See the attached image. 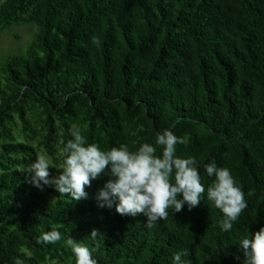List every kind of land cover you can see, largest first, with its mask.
<instances>
[{"label": "trees", "instance_id": "1", "mask_svg": "<svg viewBox=\"0 0 264 264\" xmlns=\"http://www.w3.org/2000/svg\"><path fill=\"white\" fill-rule=\"evenodd\" d=\"M23 25L32 40L0 67V264H76L68 238L97 264H172L182 250L191 264H238L239 241L264 227V0H0V34ZM74 124L102 151L155 146L165 129L183 137L201 205L149 228L99 207L108 177L79 201L38 189L27 170L44 155L58 176ZM213 160L245 193L229 232L206 199ZM54 230L62 239L43 242Z\"/></svg>", "mask_w": 264, "mask_h": 264}, {"label": "clouds", "instance_id": "2", "mask_svg": "<svg viewBox=\"0 0 264 264\" xmlns=\"http://www.w3.org/2000/svg\"><path fill=\"white\" fill-rule=\"evenodd\" d=\"M71 139L63 148L65 155L63 171L50 177V162L44 155L38 156L30 165L28 177L38 189L54 187L56 191L70 196L74 201L87 198L86 187L101 177H108L97 195L99 207L111 209L122 216L146 217V226L151 228L161 219L167 218L169 209L179 213L187 205L188 210L201 205L205 187L201 182L198 161L195 157L177 155V145L184 144L183 137L165 129L157 133L155 146L143 143L138 150L130 151L126 144L102 151L99 145L89 143L79 125H72ZM162 148L160 156L157 147ZM214 181L207 187L206 199L223 214L219 226L229 232L247 208L242 186L227 167H218L213 160L204 165ZM100 234L93 230L89 239ZM62 239L59 231L45 234L43 242L54 244ZM67 245L75 257L76 264H97L94 249L81 241L67 239ZM242 259L238 264H264V227L248 233L239 241ZM187 250L176 252L172 264H191L186 259Z\"/></svg>", "mask_w": 264, "mask_h": 264}, {"label": "rangeland", "instance_id": "3", "mask_svg": "<svg viewBox=\"0 0 264 264\" xmlns=\"http://www.w3.org/2000/svg\"><path fill=\"white\" fill-rule=\"evenodd\" d=\"M35 28L32 25L13 27L0 34V67L9 55L24 54L33 38Z\"/></svg>", "mask_w": 264, "mask_h": 264}]
</instances>
